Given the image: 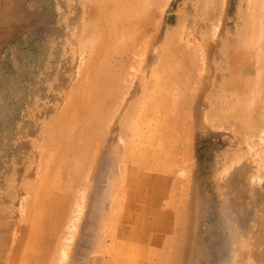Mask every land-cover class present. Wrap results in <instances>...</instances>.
Returning <instances> with one entry per match:
<instances>
[{"label": "rangeland", "instance_id": "1", "mask_svg": "<svg viewBox=\"0 0 264 264\" xmlns=\"http://www.w3.org/2000/svg\"><path fill=\"white\" fill-rule=\"evenodd\" d=\"M0 264H264V0H0Z\"/></svg>", "mask_w": 264, "mask_h": 264}]
</instances>
